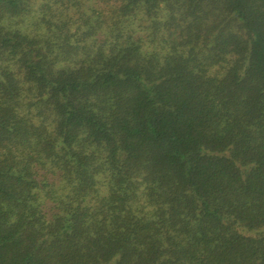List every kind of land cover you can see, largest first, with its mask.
<instances>
[{
  "label": "trees",
  "instance_id": "trees-1",
  "mask_svg": "<svg viewBox=\"0 0 264 264\" xmlns=\"http://www.w3.org/2000/svg\"><path fill=\"white\" fill-rule=\"evenodd\" d=\"M0 264H264V0H0Z\"/></svg>",
  "mask_w": 264,
  "mask_h": 264
}]
</instances>
